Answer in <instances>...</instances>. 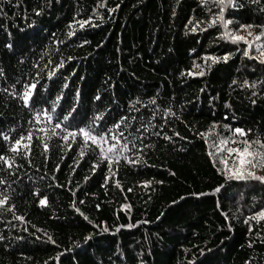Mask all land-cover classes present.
I'll list each match as a JSON object with an SVG mask.
<instances>
[{"label": "trees", "instance_id": "trees-1", "mask_svg": "<svg viewBox=\"0 0 264 264\" xmlns=\"http://www.w3.org/2000/svg\"><path fill=\"white\" fill-rule=\"evenodd\" d=\"M234 2L228 29L258 34L264 0ZM217 13L213 0H0V264H264V183L226 179V148L243 145H220L264 143V64ZM69 112V130L101 117L112 163L52 134ZM22 136L29 149L9 151ZM125 144L135 164L115 159Z\"/></svg>", "mask_w": 264, "mask_h": 264}, {"label": "snow or ice", "instance_id": "snow-or-ice-1", "mask_svg": "<svg viewBox=\"0 0 264 264\" xmlns=\"http://www.w3.org/2000/svg\"><path fill=\"white\" fill-rule=\"evenodd\" d=\"M214 6H218V13L215 15V20H219L221 23V26L225 29V31L222 33V36L226 39L231 40L233 43L237 42H243L247 47L243 48V55L248 57L249 56V47L252 46L251 41L247 39V37H252L255 40H260L261 37H264V25H259L261 31L258 34H253L251 29L254 27L252 24H240L239 29L236 31L238 32L239 30H244L247 33V36H242V35H237L235 32H232L228 29V25L231 23L230 20L225 18V11L227 8L232 7V8H237V7H242V5L236 4L234 0H213ZM102 6V5H101ZM95 12V9H93ZM37 15H40V12H36ZM215 20L212 21L211 23H215ZM81 27L84 26V24H87L88 21H81L78 22ZM71 28V25H69ZM193 31H196V27H193ZM203 30V29H201ZM74 33L69 31L68 36H72ZM87 43V41H85ZM10 47V45H9ZM256 49L259 52V55L255 57L260 63L264 64V49L261 48L260 44L255 45ZM205 59H209L212 61V63L218 62L221 58L220 57H205ZM225 61H227L228 56L223 57ZM62 65H58L57 67H61ZM210 67V66H209ZM199 75H203V70H201ZM2 75V73H0ZM189 75H192V73H189ZM49 77H51V73H49ZM235 83V81H233ZM244 86H248V82H244ZM36 85L31 84V85H25V90L23 91L22 94L18 93L19 99H21L24 103L25 107H29V101L30 97L33 96V89H35ZM66 87V85H65ZM252 87H255V85H252ZM255 95V93H253ZM61 97H57V100H60ZM96 99H99V97H96ZM55 104V102H54ZM53 111H55V107H53ZM46 118L47 122L49 124H53V119L52 116L49 115L47 112L43 113ZM39 115V114H38ZM72 115L71 112L66 114L63 117L62 121L55 122L54 126L52 128V134L53 135H59V133L56 132V129H61L66 135L61 136V139L63 140H68L69 137L72 139H76L77 136L83 138L85 144L89 141H91L92 145H95L97 148L100 149V156L103 159H107L109 163H112V157L108 155V153H111L115 148L116 145L112 144L109 145L107 150H105L101 145L108 144V141L105 139L104 135V128L101 127H96L94 128L92 125L96 123L97 120H99L101 117L97 116L93 119L91 124H89L87 127H76L72 130H69V125L64 124V121H69V117ZM125 118L121 117L120 121L115 122L111 128L107 129V132L109 135L112 134L113 129L119 128L121 121H123ZM37 122L39 123V120L37 119ZM215 127V126H213ZM227 127V126H225ZM40 131H44V129H40ZM232 133L238 134L240 137H245L246 133L243 129L241 128H235L232 130ZM204 135V134H202ZM0 136H3V139L8 140V136L3 135L0 133ZM115 138V137H114ZM165 139H169V137L165 136ZM26 138L25 137H20V139L15 140V142L9 147V151H12L14 153H18L19 149L17 146H21L24 149H29V144L24 143L22 144V141H24ZM28 140H31V135L27 138ZM231 142L233 145L235 144H242L243 147H236V146H231L227 147L226 151L229 156H232L233 153H235V156L233 157V162L234 164L238 163L237 167H233L231 169H227V158H223L220 160V163L222 165H225V168L227 169L228 172L231 173V175L225 174L226 179L234 178L237 180H248V179H253V180H258L261 183H264V175H257L252 169H259L260 167H264V152L260 151L259 149H264V143H262L259 139L256 140H248V139H243V140H236L235 138H230L229 137H223L220 140V145H227ZM119 141L117 140V144ZM253 145H257L258 148L253 147ZM70 147V145H69ZM44 148L47 149L48 145L44 144ZM127 149V144H125L122 148L117 150V154L115 156L116 160H119L121 156H123L124 151ZM219 150V149H218ZM83 155V153H82ZM211 155V153H210ZM123 159L126 163H132L135 164L137 161L135 160H129L127 156H123ZM0 161H3L6 166H10L11 161L7 159L5 156L0 155ZM95 164L93 165V169L95 168ZM4 181L0 180V184H3ZM149 182H145L147 184ZM215 191H219V188H217ZM8 200V196L4 195L2 199H0V206H3ZM40 205H44L46 203L45 199H40L39 201ZM11 210V209H8ZM259 215L264 218V210H261ZM17 219H22L21 217H16ZM104 231H108L107 228L103 229ZM89 237H85V240L87 241Z\"/></svg>", "mask_w": 264, "mask_h": 264}, {"label": "rangeland", "instance_id": "rangeland-1", "mask_svg": "<svg viewBox=\"0 0 264 264\" xmlns=\"http://www.w3.org/2000/svg\"><path fill=\"white\" fill-rule=\"evenodd\" d=\"M239 35L242 36H247V33L245 32H241ZM247 39H249L251 41V43H253L254 45L259 44V40H255L252 37H247ZM261 48L264 49V45H261ZM257 52V56L259 55L258 50L256 49ZM238 166V163H236L235 167ZM232 167H229V169H231ZM257 175H264V167H260L259 169H252Z\"/></svg>", "mask_w": 264, "mask_h": 264}]
</instances>
